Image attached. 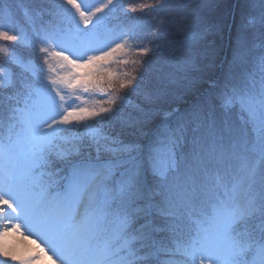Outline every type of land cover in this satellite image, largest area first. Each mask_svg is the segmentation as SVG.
Instances as JSON below:
<instances>
[{
    "label": "snow or ice",
    "instance_id": "snow-or-ice-1",
    "mask_svg": "<svg viewBox=\"0 0 264 264\" xmlns=\"http://www.w3.org/2000/svg\"><path fill=\"white\" fill-rule=\"evenodd\" d=\"M218 8L0 0V264H264V0Z\"/></svg>",
    "mask_w": 264,
    "mask_h": 264
},
{
    "label": "trees",
    "instance_id": "trees-1",
    "mask_svg": "<svg viewBox=\"0 0 264 264\" xmlns=\"http://www.w3.org/2000/svg\"><path fill=\"white\" fill-rule=\"evenodd\" d=\"M234 3V0H219L218 13L223 14L228 11L230 4ZM215 40L217 41L218 47L221 49L220 56L221 58L228 57L230 58V48H229V36L227 31L224 32L222 36H216Z\"/></svg>",
    "mask_w": 264,
    "mask_h": 264
},
{
    "label": "rangeland",
    "instance_id": "rangeland-1",
    "mask_svg": "<svg viewBox=\"0 0 264 264\" xmlns=\"http://www.w3.org/2000/svg\"><path fill=\"white\" fill-rule=\"evenodd\" d=\"M135 2H140V0H135ZM88 95L89 94H87V93H85L84 94V96H85V98H88ZM97 99H99L100 98V96L99 95H97V97H96ZM107 97H105V99H106Z\"/></svg>",
    "mask_w": 264,
    "mask_h": 264
}]
</instances>
